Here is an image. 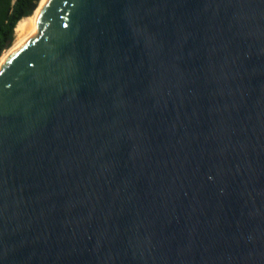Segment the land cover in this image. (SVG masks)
I'll return each instance as SVG.
<instances>
[{"label": "water", "instance_id": "95a60500", "mask_svg": "<svg viewBox=\"0 0 264 264\" xmlns=\"http://www.w3.org/2000/svg\"><path fill=\"white\" fill-rule=\"evenodd\" d=\"M0 264H264V0H44L0 63Z\"/></svg>", "mask_w": 264, "mask_h": 264}, {"label": "trees", "instance_id": "16d2710c", "mask_svg": "<svg viewBox=\"0 0 264 264\" xmlns=\"http://www.w3.org/2000/svg\"><path fill=\"white\" fill-rule=\"evenodd\" d=\"M40 0H0V58L15 42L17 22L32 15Z\"/></svg>", "mask_w": 264, "mask_h": 264}, {"label": "bare ground", "instance_id": "6f19581e", "mask_svg": "<svg viewBox=\"0 0 264 264\" xmlns=\"http://www.w3.org/2000/svg\"><path fill=\"white\" fill-rule=\"evenodd\" d=\"M44 2V0H40L37 8L35 9V11L33 12L32 15L29 16H25L23 18H21L17 24L15 25L14 28V32H15V36H16V41L13 44V46H11V48L0 58V63L4 60V58L6 57V55L8 54V52L14 47V45L21 40L22 38H24L25 36L31 34L33 32V21H34V17L36 15L37 10L39 9V7L41 6V4Z\"/></svg>", "mask_w": 264, "mask_h": 264}, {"label": "rangeland", "instance_id": "374dc122", "mask_svg": "<svg viewBox=\"0 0 264 264\" xmlns=\"http://www.w3.org/2000/svg\"><path fill=\"white\" fill-rule=\"evenodd\" d=\"M15 41H16V36H15ZM15 43V42H14ZM13 46V45H12Z\"/></svg>", "mask_w": 264, "mask_h": 264}]
</instances>
